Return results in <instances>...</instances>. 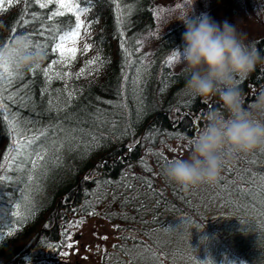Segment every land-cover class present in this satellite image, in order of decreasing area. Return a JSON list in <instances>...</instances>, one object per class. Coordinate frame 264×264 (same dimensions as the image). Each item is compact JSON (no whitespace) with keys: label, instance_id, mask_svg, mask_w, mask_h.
Returning a JSON list of instances; mask_svg holds the SVG:
<instances>
[{"label":"trees","instance_id":"1","mask_svg":"<svg viewBox=\"0 0 264 264\" xmlns=\"http://www.w3.org/2000/svg\"><path fill=\"white\" fill-rule=\"evenodd\" d=\"M154 2L122 0L121 15L112 0H83L80 7L89 11L81 18L92 23L90 32L81 30L78 47H93L77 53L70 67L55 68L78 73L99 56V70L92 65L78 79L47 85L42 72L27 68L7 89L6 96L19 94L16 102L5 103L21 121L22 138L38 139L25 149L29 158L9 166L5 156L21 137L8 126V113L0 116V176L6 177L0 182V264H56L73 233L100 218L103 226L94 232L100 240L88 244L99 264H264V148L229 161L223 180L214 184L184 188L162 175L169 161L188 157L185 138L199 131L205 113L223 109L217 97L189 94L185 66L169 61L173 49L183 46L182 21L156 31L146 45L144 36L156 29ZM252 2L243 0L245 6ZM25 9L27 24L21 18ZM50 10L54 5L41 9L34 0L6 3L0 9V46L13 33H33L35 40L48 42L49 32L38 34L42 25L67 30L73 14L49 21ZM32 13L41 15L33 19ZM247 42L264 56V28ZM51 47L49 42L41 68L58 59ZM124 49L134 63H125ZM66 85L75 90L70 101L67 91H56ZM239 87L247 107L264 91V61ZM56 97L59 106L48 111ZM33 153L44 156L35 168ZM81 218L84 222L75 226ZM196 238L200 243H190Z\"/></svg>","mask_w":264,"mask_h":264},{"label":"clouds","instance_id":"2","mask_svg":"<svg viewBox=\"0 0 264 264\" xmlns=\"http://www.w3.org/2000/svg\"><path fill=\"white\" fill-rule=\"evenodd\" d=\"M195 3L170 0L158 15L160 31L176 20L185 25L182 49L175 48L172 54L187 70V92L205 100L217 97L223 109L210 108L199 131L185 138L188 157L171 160L163 169L168 182L184 188L214 184L229 161L264 148V91L245 107V94L239 87L264 56L247 42L246 33L238 30V22L217 23L208 16L193 18ZM13 51L19 54L18 71L40 65L46 58L32 49L24 34L17 35L7 47L0 46V61L10 59Z\"/></svg>","mask_w":264,"mask_h":264},{"label":"snow or ice","instance_id":"3","mask_svg":"<svg viewBox=\"0 0 264 264\" xmlns=\"http://www.w3.org/2000/svg\"><path fill=\"white\" fill-rule=\"evenodd\" d=\"M14 2L19 3L20 0H0V9L3 8V6L7 3L8 5L13 4ZM28 3L33 2V0H27ZM35 4L39 5V8L41 9H47L49 8V5H54L55 10H50L51 14L47 17L49 21H51L54 17H62L66 13H71L74 16V20H70L69 27L67 30H65L61 26H53L51 28H47L42 25V27L38 30V34L43 36L44 33L47 31L49 32V37L47 38L48 42H40L39 40H35L33 38V33H25L31 44L32 49L36 52H42L45 56L48 54L49 49V42H52L51 51L58 53V59L54 60L51 64L48 65L47 68H41L40 65H36L31 70L35 71L38 70L43 73L45 77V81L47 85H50L53 79H71L73 76H75L77 79L85 74V70L87 68H91L92 65H97L96 69L99 70V67L102 66L103 60L99 57H93L90 60H87L85 62V67L81 68L78 73H72L71 71L61 72L56 70L55 65H62L64 67H70L71 64L75 61L77 57V53H87L92 47V44L85 43L83 46V49L78 47L79 40L81 38V30L84 29L86 32H90L91 29V21H89L86 25L85 20H83L81 17L86 14L89 9L88 8H82L80 7V4L83 3V0H34ZM114 4L117 6V10L120 11L121 15H123L122 10L120 9V4L122 0H112ZM27 10L21 12V18L22 23L27 24L30 21L23 19L25 12ZM41 14L38 13H32V18L36 19ZM123 35V33H120ZM15 33H13L12 37L9 38L8 43L4 44L2 47H7L11 44L13 39L16 37ZM126 41L122 42V48H124V44ZM139 44L140 42L137 41ZM124 57H125V63H134L133 61H129L128 57L131 55V53L128 52L127 49H124ZM11 58L0 61V116H3L4 113H8V116L6 117L8 126L17 134V136L21 137V139L16 140L13 145L9 149V154L5 156V160L8 161L9 166H11L13 161L22 160L29 158V154L25 151L28 147L31 146V144L38 139V137H31L29 139H23L24 135V129L21 128V121L18 118L17 114L11 113L5 103L6 100H10L12 102H16L14 97H17L18 93H11L9 95H5L7 89L11 87L13 82L17 79L23 78V72H20L17 70L18 65V56L19 54L15 51L11 52L10 54ZM176 57L174 54H172L169 57V61L175 60ZM90 74V73H89ZM139 79V76L137 77ZM133 83H136V81H133ZM45 91H47V88H45ZM58 93L62 91L68 92V101L72 99V97L75 95V90L69 91L67 88V85L65 86V89L56 90ZM23 99V98H22ZM59 100V97L53 98L49 100V108L48 111L53 110L54 108H57L59 105L56 103V101ZM116 107L120 108H126V104L124 103H118L115 105ZM195 132V129H193ZM45 135L43 130H40V136ZM94 144H98V139H94ZM261 152L264 153V149H261ZM159 155V153H156ZM35 155L36 159L32 160L31 163L33 164L34 168L39 165L40 161L44 160V156L39 153H33ZM59 159V157H57ZM255 162V161H253ZM2 167V165H0ZM6 179L4 176H0V182H3ZM220 180H223V177L219 178ZM262 192H264V189H262ZM90 215H94V210L89 213ZM83 218L80 220L74 221L73 224L75 226H79L83 223ZM72 225H69L71 227ZM104 239H107V237H104ZM69 248L72 247L71 244L68 245ZM65 256H67V253H64Z\"/></svg>","mask_w":264,"mask_h":264},{"label":"rangeland","instance_id":"4","mask_svg":"<svg viewBox=\"0 0 264 264\" xmlns=\"http://www.w3.org/2000/svg\"><path fill=\"white\" fill-rule=\"evenodd\" d=\"M228 1V0H227ZM226 0H196L194 5V14H200L201 16H208L212 20L220 23L224 20L231 18V24H235L238 22L240 24V30L242 33H246V36H253L261 32V29L264 28V0L259 1L258 5L254 2L251 4L243 3V0H229L227 3ZM233 1L241 2L235 6ZM170 0H155L154 5V16L156 20V29L155 32L151 31L144 36V41H146V45L152 42L156 31L160 32L158 27V15L163 7L168 6ZM245 4V5H244ZM223 6H226L223 7ZM223 9V11L220 10ZM229 20V21H230ZM181 21L176 20L172 23L168 24L165 28L173 26L175 24L180 23ZM164 28V30H165ZM82 39V37H81ZM80 39V40H81ZM79 40V41H80ZM176 66L182 64L175 60ZM3 143L0 138V145ZM103 219H89L84 225L73 233L72 240L70 244L71 248H67L64 250V253H67V256L63 255L56 264H99L98 263V255L92 253L93 251L90 249L89 245H95L100 239L99 235H96L95 230H100L102 228ZM190 243H200L194 239L193 242ZM89 244V245H88ZM208 246V243H206ZM89 247V248H88Z\"/></svg>","mask_w":264,"mask_h":264}]
</instances>
